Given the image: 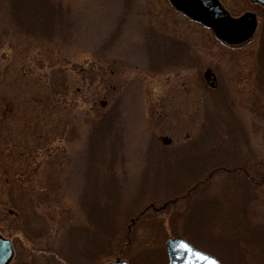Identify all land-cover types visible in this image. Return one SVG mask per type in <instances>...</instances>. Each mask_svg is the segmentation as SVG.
Instances as JSON below:
<instances>
[{"label":"rangeland","instance_id":"obj_1","mask_svg":"<svg viewBox=\"0 0 264 264\" xmlns=\"http://www.w3.org/2000/svg\"><path fill=\"white\" fill-rule=\"evenodd\" d=\"M221 1L236 14L254 10L250 0ZM52 2L61 4L62 19L69 14L70 35L65 26L59 36L47 35L49 30L40 35L14 32L11 0H0V226H5L7 236L19 235L23 241L10 264H53L51 259L31 256L35 243L8 227V219L17 217L10 209L17 193L11 190V201L10 186L23 187L24 201L40 202L37 213L47 223V232L36 226V234L29 232L32 237L41 238L45 247L60 246L66 232L68 240L72 238L70 227L86 221L80 204L93 193L84 195L82 189L92 180L108 184L116 201L119 185L122 196L114 246L101 245L106 249L99 264L115 260L117 254L131 258L133 264H167L166 240L177 235L217 250L225 264H238L216 240L230 221L222 223L217 209L201 199V194L224 193L230 187L227 177L213 175L208 193L200 189L177 202L167 199V191L200 165L192 161L185 166L178 161L181 156L213 149L217 143L200 138L210 111H218L214 117L222 118V123L229 120V112L236 116L234 123L247 138L236 149L249 151L257 176L264 174L263 18L259 16L255 39L233 47L220 43L209 28L176 10L169 0ZM150 29L166 40L157 52L146 41ZM159 58L178 59L154 68L152 62ZM213 87L217 90L211 95ZM222 96L227 97L224 103L216 99L223 100ZM108 117L114 119L115 132L121 131L116 136L120 146H106L102 130L93 131ZM230 149L217 155H233L227 152ZM97 165L103 170L98 175L92 172ZM230 188L226 198L230 200L218 203L220 211L236 201ZM259 194L261 204L251 209L255 223L264 216V184ZM153 199L157 210L148 207L141 215ZM129 200L134 203L131 208L137 204L135 224L131 214H123L131 209L123 204ZM125 237L127 247L118 245ZM240 264H247V255Z\"/></svg>","mask_w":264,"mask_h":264},{"label":"trees","instance_id":"obj_2","mask_svg":"<svg viewBox=\"0 0 264 264\" xmlns=\"http://www.w3.org/2000/svg\"><path fill=\"white\" fill-rule=\"evenodd\" d=\"M52 1L11 0L10 15L11 18L13 17L15 20V24H13L14 32H22L24 34L37 33L40 35L46 34L44 32H48L46 30H49L48 33L50 34L47 35H53L55 33L54 35L57 34L59 36L61 32L60 27L65 26V28H67L68 34L70 35L72 27L70 28L67 25V22L70 24L71 20L69 18V14L68 19H62L60 17L61 12L58 11V9L61 8V4L59 2L53 3ZM125 6H127V4H125ZM125 6L124 12L126 13L127 10L125 9ZM252 6L253 8H255L261 18H263L264 23V6L258 3H251V7ZM229 10L233 14H236L234 13V10ZM21 14L25 16L23 17V19L25 21H28V23L22 19ZM6 31H8V29ZM1 36L2 35H0V37ZM261 36L262 40H264V31ZM146 41L147 43H150V47L152 48L151 50H153L154 52H157V49H160L161 45L166 44L165 38H162L154 30L151 29L147 31ZM1 42L2 40L0 39V43ZM177 59H160L152 63L154 64V68H159L160 66H170L171 62H174ZM215 89L217 90V87L211 88L209 94L213 95L214 91H216ZM222 97L223 100H219L220 98L216 97L218 102L222 101L221 103H224L227 101V97L226 100L225 96ZM213 112L214 111H210L212 115H208L209 118H206V122L203 127V133L200 138L207 137L208 140H216L217 143L213 144V149L207 147L206 149L195 152V154L189 152L188 154L179 158L178 161L185 166H187L192 161H197L200 165L194 171L188 173V175H186L185 181L181 184L176 185L174 190L167 191V199L171 202H177L182 198H191L194 192L200 189L207 191V187L212 182L213 175H220L221 177L225 176V178L227 177V183L229 181L231 188L227 187L224 193H222L220 196L212 194L210 192L208 193V191L207 193L212 196H208V194L204 196L203 194H201V199L205 200L203 202L205 205L207 201L210 205V208L215 207L217 209V218H223L222 223H224V219L226 220V222L230 221L229 229H225L226 231H218V233L222 235L217 237L216 240L218 244L221 243L222 245H225L231 251V256L235 257L238 264L244 261V257L246 255L247 264H264V216L260 221L256 223L251 220V209L260 203L259 188L264 184V174H261V177L257 176V168L252 167V158L250 157L249 151L248 154H244L243 151L241 152L239 149H236V146L241 145L242 143L245 144L247 140L245 132L242 131L243 129L240 128L238 123H234V118L236 116L233 113L229 112V120L226 118V122L222 123L220 120L222 118L218 116L214 117V115H216L215 113H217L218 111L214 113ZM114 126V119L112 117H108L103 119L102 121H99L93 131L97 132V129L102 130L100 131V135L106 136V146H112L114 143L115 145L118 144L120 146L119 141L116 140V136H121V131L115 132ZM234 130L239 131V136H235V134L232 132ZM226 147L231 148L230 151L227 152H232L233 155H229L226 152L217 155V153L221 152V150L225 151ZM102 171L103 170L100 165H97L92 169V172L97 175L101 174ZM92 181L93 182L88 181V183H85L82 189V194L84 193V195H90L91 193H93L90 198H82L81 200L82 204L80 205L86 213H83L86 221L84 223L76 225V227H70L68 231L74 230L72 238L69 236L68 240V233L66 232L64 242L60 246L59 244L57 246L48 244L46 247L42 245L41 238L35 239L34 237H32L38 232H35L34 230V227L36 226L37 229L40 228L42 232L45 229L46 230L44 233L47 232V223L44 222L41 218V215L37 213L39 208L38 205L40 202L38 200H34V198L31 196L30 198H33V200L24 201V197L27 192L24 191L23 187L17 185L16 187L10 186L8 193L11 201L13 198V193L11 190L14 188L13 190H16L17 193L16 199L13 198V201L10 204V209H15L17 211V217L8 219V227L14 226V228L18 230L23 236H26L25 238L35 243L36 246L31 249L30 252L31 256H42L43 260L51 259L53 261V264H99L100 261H102L101 259L104 255L103 251H105L106 248L105 246L101 248V245H103L104 243H108L111 244V247H113V243L116 240L115 236L117 235V231L115 228L116 226H114V222L116 218H118L119 213L122 211L118 208V203L120 204L121 202L122 204V196L119 192V185L115 186V193L117 191L119 194V199L116 201V198L111 197V187L108 184L101 183V181L98 184L97 182L95 183L94 180ZM228 188H234L236 201L235 203H230V205H224L226 210L220 211L221 206H219L218 203L224 200L222 198H227ZM22 189L24 192L22 191ZM155 200L156 199H153L151 202H149V205L147 207H150L151 203H154L156 205L157 201ZM21 202L23 203L20 206L19 203ZM123 204L124 206H127L129 208L134 206V203H130V200L129 202L123 201ZM104 206L105 213H103ZM136 207L137 204L134 208L123 210V214H127V216L128 214H131L128 217H131V219L135 220L134 224L139 217H135L136 219L133 218V216L136 215L135 212H137V209H135ZM221 213L224 215V217L221 215ZM140 214L142 215V212ZM104 225H107V227H105ZM72 226H75V224ZM30 231L34 234L32 235L31 233H29ZM17 238L18 236H16L15 239L16 243H21V240L18 241ZM128 240L129 239H127L126 237L121 238L119 239L120 242H117V244H121L122 247L124 245L127 247ZM194 244L202 248L203 250H206L196 243ZM79 247L81 248V250L78 249ZM68 248L71 249V257L69 258ZM65 249L67 250V253L64 252ZM78 250L80 252L77 253L76 256L75 252ZM206 251H209L210 253L217 256L221 263L225 264V262L221 260V256L217 254L218 252H215L217 250L210 249ZM106 256L110 255L106 254ZM123 256V254L115 255L116 258H120ZM128 259L130 264H133L131 258Z\"/></svg>","mask_w":264,"mask_h":264},{"label":"water","instance_id":"obj_3","mask_svg":"<svg viewBox=\"0 0 264 264\" xmlns=\"http://www.w3.org/2000/svg\"><path fill=\"white\" fill-rule=\"evenodd\" d=\"M253 1L264 5V0ZM170 2L192 20L210 28L223 42L243 43L254 35L257 28L255 12L247 11L233 16L224 8L220 0H170ZM166 249L168 264H221L216 256L197 248L184 237L168 238ZM12 256L10 240L0 234V264H8ZM106 264H127V261L115 260Z\"/></svg>","mask_w":264,"mask_h":264},{"label":"flooded vegetation","instance_id":"obj_4","mask_svg":"<svg viewBox=\"0 0 264 264\" xmlns=\"http://www.w3.org/2000/svg\"><path fill=\"white\" fill-rule=\"evenodd\" d=\"M5 227V226H4ZM4 227L2 226H0V233L5 237V238H9V239H11V241H12V245H13V249H14V252H15V254H16V246H17V243H16V241H15V239H16V236H18V241L19 240H21V237H19V235H16V236H12V237H9V236H7L6 235V233H5V231H4ZM7 227V226H6Z\"/></svg>","mask_w":264,"mask_h":264}]
</instances>
